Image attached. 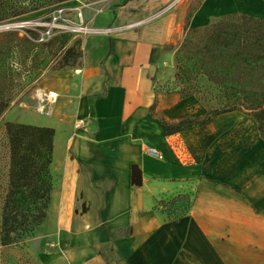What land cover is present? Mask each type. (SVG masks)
Returning <instances> with one entry per match:
<instances>
[{
	"label": "crops",
	"instance_id": "1",
	"mask_svg": "<svg viewBox=\"0 0 264 264\" xmlns=\"http://www.w3.org/2000/svg\"><path fill=\"white\" fill-rule=\"evenodd\" d=\"M175 1L129 0L95 62L51 88L56 104L39 125L55 130L43 233L66 244L71 264H264L256 121L234 111L165 136L156 116H193L170 111L179 98L157 95L154 84L165 46L186 37V7ZM231 14L264 20V0H202L188 27ZM179 196L191 206L175 222L161 204Z\"/></svg>",
	"mask_w": 264,
	"mask_h": 264
},
{
	"label": "trees",
	"instance_id": "2",
	"mask_svg": "<svg viewBox=\"0 0 264 264\" xmlns=\"http://www.w3.org/2000/svg\"><path fill=\"white\" fill-rule=\"evenodd\" d=\"M49 4L47 0H0V24L28 18ZM199 7L200 4L191 8L185 19L184 30L190 41L183 44V49L193 64L190 70H184L195 74V80L201 76L216 87L221 105L204 115L185 116L177 121L162 119L163 132L165 136L174 135L192 127L205 126L218 115L239 111L256 121L264 139V20L231 14L208 26L190 29L189 18ZM47 28L38 26L27 30L23 37L17 31L0 34V50L8 52L10 58L14 49L23 56L21 85L44 70L49 64L47 58L54 51L63 49L69 41L66 34L50 37L52 30L46 36L48 40H42L41 31L45 32ZM6 42L8 45L5 46ZM73 51V48L66 51L61 60L62 67L76 61L75 56L73 62L68 59ZM3 65L1 81L4 88L11 89L14 61ZM11 103V99L0 96V118ZM4 127L9 146V188L3 203L0 246L10 248L43 232L53 188L51 165L55 130L13 122H6ZM180 200L182 204L175 206ZM161 206L168 219L179 222L189 211L191 201L189 197L179 196Z\"/></svg>",
	"mask_w": 264,
	"mask_h": 264
},
{
	"label": "rangeland",
	"instance_id": "3",
	"mask_svg": "<svg viewBox=\"0 0 264 264\" xmlns=\"http://www.w3.org/2000/svg\"><path fill=\"white\" fill-rule=\"evenodd\" d=\"M47 1L50 4L46 9L28 18L0 24V34L17 31L19 36L23 37L27 30L40 26L52 30L50 37L66 34L69 38L63 49L56 50V53L54 51L47 58L49 60L48 66L40 71L38 75L33 74L31 81L27 80L22 85L20 81L24 69L23 56L14 49L11 53L13 57L10 58L8 52L0 50V70L2 71L5 66L3 64H7L11 60L14 61L15 67L14 83L11 89L4 88L0 76V96L11 99V106L15 107L7 115L8 122L34 126L48 123L43 122L42 119V117H49L48 114L42 115L41 113L40 116L37 115L39 113L36 109L38 107L36 93L38 91L42 93L51 91V88L65 77L72 78L76 75V72L78 73L79 69L95 62L97 56L100 55L99 52L106 48L110 34L120 27L118 26L119 14L129 2V0ZM201 3L202 0H183L181 5L186 7L184 18L186 19L191 8ZM60 8L63 9L62 13L59 12ZM46 32L41 31L45 41L49 38L45 36ZM189 41L190 36L186 34L182 43L165 46V57L158 65L154 80L155 90L157 95H174L179 98V103L172 106L173 108L170 111L182 108L188 110L193 116L204 115L207 111L220 107L219 91L206 78L198 76L195 80V74H189V71H187L192 68L193 61H189L185 56L183 44ZM7 43L4 45H8ZM70 48H73L74 51L68 59L71 62H73L74 56L77 59L72 65L62 67L61 60ZM184 68H187V70H184ZM188 91L191 94L189 96H187ZM54 104L56 103H45V106H47L45 112L50 110ZM19 107L24 108L27 112ZM156 116L160 120H167L163 114H156ZM4 125L5 123H0V230L3 203L9 188V146ZM62 133L59 130L58 146L63 138ZM56 156H59V154L56 153ZM181 204L182 200L176 202L175 206ZM65 247L66 244H56L45 237L43 232L38 233L24 244L10 248H1L0 246V264H71L70 260L64 256L65 249H67Z\"/></svg>",
	"mask_w": 264,
	"mask_h": 264
},
{
	"label": "built area",
	"instance_id": "4",
	"mask_svg": "<svg viewBox=\"0 0 264 264\" xmlns=\"http://www.w3.org/2000/svg\"><path fill=\"white\" fill-rule=\"evenodd\" d=\"M179 1L180 0H176L174 2V4H177V2H179ZM59 12L62 13L63 9L60 8ZM46 33L47 34H45V36H49L50 35V29H48ZM42 40H44V36H42ZM35 96H36V99L39 102V105L37 107V111L39 113H45V103H55L56 100H57V97H58L56 93L51 92V91L43 92V93L42 92H40V93L37 92ZM149 153L151 155L155 156V157L159 156L155 149H150Z\"/></svg>",
	"mask_w": 264,
	"mask_h": 264
}]
</instances>
